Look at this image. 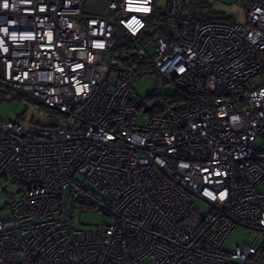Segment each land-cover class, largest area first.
Wrapping results in <instances>:
<instances>
[{
    "label": "built area",
    "instance_id": "obj_1",
    "mask_svg": "<svg viewBox=\"0 0 264 264\" xmlns=\"http://www.w3.org/2000/svg\"><path fill=\"white\" fill-rule=\"evenodd\" d=\"M154 1L0 0V101L59 114L0 115V185L19 192L0 264H264V0H237L243 21L166 0L151 35ZM148 73L175 87L154 109L131 87ZM85 202L98 228L74 227Z\"/></svg>",
    "mask_w": 264,
    "mask_h": 264
},
{
    "label": "rangeland",
    "instance_id": "obj_2",
    "mask_svg": "<svg viewBox=\"0 0 264 264\" xmlns=\"http://www.w3.org/2000/svg\"><path fill=\"white\" fill-rule=\"evenodd\" d=\"M189 2L197 4L198 6L201 3V13L212 12L222 14L228 19L243 21L244 12L242 7L237 4V0H185V4ZM156 5L160 8H164L166 0H156ZM187 8V6H184L185 13L188 12ZM131 87L134 89L135 93L146 102L145 106L153 105V109L158 106V104L161 106L165 104L163 95L170 100L175 92V87L170 82H165L162 77L156 73L142 75L131 84ZM150 114L151 111L140 114L137 122L139 124L146 123ZM0 115L6 119L17 121L24 129H28L36 123L44 125L49 124L51 121L57 119L59 114L39 102L24 97L11 98L6 96L0 101ZM17 189L18 186L10 185L2 180L0 185L1 216H5L8 213V208L4 207V205L9 204L14 198L19 196ZM194 202L200 209H207L204 203L197 200ZM105 218V215L96 207H92L86 202L76 203L73 225L81 229H95L101 225ZM250 234L251 230L248 227L242 225L238 226L229 235L225 243V248H230L236 244L242 243Z\"/></svg>",
    "mask_w": 264,
    "mask_h": 264
},
{
    "label": "trees",
    "instance_id": "obj_3",
    "mask_svg": "<svg viewBox=\"0 0 264 264\" xmlns=\"http://www.w3.org/2000/svg\"><path fill=\"white\" fill-rule=\"evenodd\" d=\"M200 4H199V6L197 4H193L190 2L185 4V0H184V6L188 7L187 8V10H188L187 14H189V15L206 17V18H213V19H226L227 18L226 16H224L222 14H217V13H212V12L201 13L202 6H200ZM164 13H165V7L164 8L158 7L156 5V0H155L154 5H153V11L151 13V16L148 19V32H149V34L158 35V34H164L165 33Z\"/></svg>",
    "mask_w": 264,
    "mask_h": 264
},
{
    "label": "clouds",
    "instance_id": "obj_4",
    "mask_svg": "<svg viewBox=\"0 0 264 264\" xmlns=\"http://www.w3.org/2000/svg\"><path fill=\"white\" fill-rule=\"evenodd\" d=\"M149 9L148 8H144L143 11L147 12ZM206 195H211L210 193H206ZM223 198V197H222Z\"/></svg>",
    "mask_w": 264,
    "mask_h": 264
},
{
    "label": "water",
    "instance_id": "obj_5",
    "mask_svg": "<svg viewBox=\"0 0 264 264\" xmlns=\"http://www.w3.org/2000/svg\"><path fill=\"white\" fill-rule=\"evenodd\" d=\"M77 197H78V198H80V199H82V196H81V195H79V194L77 195Z\"/></svg>",
    "mask_w": 264,
    "mask_h": 264
},
{
    "label": "snow or ice",
    "instance_id": "obj_6",
    "mask_svg": "<svg viewBox=\"0 0 264 264\" xmlns=\"http://www.w3.org/2000/svg\"><path fill=\"white\" fill-rule=\"evenodd\" d=\"M137 10H139V9H137ZM136 21L135 20H133V23H135Z\"/></svg>",
    "mask_w": 264,
    "mask_h": 264
}]
</instances>
